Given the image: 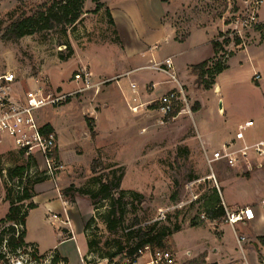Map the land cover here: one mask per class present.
Returning a JSON list of instances; mask_svg holds the SVG:
<instances>
[{
    "label": "rangeland",
    "instance_id": "obj_1",
    "mask_svg": "<svg viewBox=\"0 0 264 264\" xmlns=\"http://www.w3.org/2000/svg\"><path fill=\"white\" fill-rule=\"evenodd\" d=\"M44 1L0 0V22L6 26ZM99 1L104 8L93 14L95 4L86 0L85 15L73 27L61 26L16 42L0 40V84H9L16 94L23 96L41 86L56 94L74 92L83 88L73 80L81 72L89 76L92 86L35 112L38 123L50 125L57 137L60 169L52 175L40 156L31 162L9 146H0V235L6 233L4 240L12 223L1 222L11 202L17 204L11 171L31 164L34 177L41 180L31 189L38 204L27 211L25 221L24 242L31 247L12 255L3 243L0 264H78L81 255L82 264H109L118 248H132L135 239L120 228L109 232L101 219L109 201L92 206L87 197L98 190L99 183L121 174L118 192H123L126 205L124 227L137 218L146 231L165 234L166 248L177 264H204L205 256L219 255L213 251L217 225L226 224L225 218L209 220L203 203L215 190L221 198V179H252L247 189L264 199V159L250 155L235 168L225 161L209 166L200 142L210 154L221 145V135L233 140L244 121L254 124L244 132L246 141L264 138V0ZM252 12V26L240 31L237 19ZM157 26L165 31L164 37L153 33ZM221 35L232 41L218 55L229 63L216 80L218 89L204 90L192 70L195 65L190 66L183 79L177 76L190 112L185 109L161 124L155 101L168 87L153 94L152 85L171 83L147 67L174 50H181L180 58L188 63L202 61L211 56L213 41L223 42ZM127 70L131 72L124 75ZM129 92L132 97L125 96ZM259 163L262 168L257 167ZM70 187L74 190L63 197V190ZM223 191L230 198L238 190L231 184ZM133 194L145 200L140 203ZM223 228L229 235L222 253L241 256L231 228ZM16 230L21 232L19 226ZM88 242L94 247L89 249ZM261 255H257L259 263Z\"/></svg>",
    "mask_w": 264,
    "mask_h": 264
},
{
    "label": "built area",
    "instance_id": "obj_2",
    "mask_svg": "<svg viewBox=\"0 0 264 264\" xmlns=\"http://www.w3.org/2000/svg\"><path fill=\"white\" fill-rule=\"evenodd\" d=\"M254 18L252 12L245 19H237L240 31L250 28ZM235 34L238 35L239 32ZM236 37L240 39L241 36ZM147 69L165 75L167 81L172 84V88L155 101L161 114V124L164 120L173 119L175 115L183 113L185 109L190 112L187 95L177 78L173 60L166 58L159 63H153ZM73 80L75 83L81 82L83 88L71 93L60 94L46 92L45 86H41L39 89L28 90L25 95L20 96L16 94V91H12L9 84H0V146H9L11 150L22 153L23 157L31 162L36 160V156H40L47 172L51 175L59 170L56 134L54 131L46 130L47 124L40 125L38 123L35 112L46 106H57L75 94L92 88L90 78L85 73L75 74ZM130 87L132 90L136 88L133 84ZM136 111L137 107L133 109V112ZM253 126V122H245L238 127L233 140L222 145L220 149L210 154L204 150L208 165L225 161L229 167L235 168L250 155L264 159V140L251 145L245 142L244 132ZM257 167L262 168V164L259 163ZM32 168L34 167L31 166L29 173L33 176ZM225 211V223L230 226L255 219L254 211L249 207L236 212ZM53 219L57 221L58 216L54 215ZM241 241L239 239L238 243ZM260 261L261 264H264V254L261 255ZM109 264H177V260L166 247L152 248L147 245L138 248L132 254L125 250Z\"/></svg>",
    "mask_w": 264,
    "mask_h": 264
},
{
    "label": "trees",
    "instance_id": "obj_3",
    "mask_svg": "<svg viewBox=\"0 0 264 264\" xmlns=\"http://www.w3.org/2000/svg\"><path fill=\"white\" fill-rule=\"evenodd\" d=\"M91 1L95 4V9L92 13L98 14L104 8V4H102L99 0ZM85 2L86 0H45L41 4L37 6L35 5L34 10L30 11L28 15L24 14L22 17L11 21L6 26L0 22V40L16 42L26 36H32L43 31H51L61 26L63 28L73 27L78 24L81 18L85 15L83 12ZM106 15L108 16L110 23L113 24L114 22L109 9H106ZM221 36L225 37L223 35ZM231 41L232 40L227 37L224 38L222 43L218 40L213 41L211 46L214 57L192 66V70L204 90L209 91L213 88L216 84V78L228 69L227 64L222 62V59L218 58V55L220 51H222L223 45H229ZM236 44H241L238 37H236ZM91 123L92 122L90 121L89 127L90 131L93 132ZM46 130L53 131L52 127L48 124L46 125ZM18 154L23 156L20 152H18ZM95 165H97V161L93 162V173H95L96 170ZM30 168L31 164H28L27 166H19L14 168L9 175V178L14 180L12 191L15 195L14 201L17 204L14 205V203L11 202L8 213L5 219L1 222L4 224H12L7 229V233H9L8 240H4L6 233L3 232L0 235V246L5 243L6 247H8L9 253L12 255H20L18 250L29 246L24 242L25 221L28 215L27 211L36 208V205L32 203L33 196L31 195V189L41 181L29 173ZM122 177L123 174L115 180L108 178L104 183H99L100 186L96 192L87 194L92 206H96L104 201H109L107 213L101 215V219L104 221L109 232H113L120 228L127 232L126 234L129 239H135L137 242L132 248H118L113 255H110L111 260L124 253L125 250L132 254L138 248H142L147 245L152 248L166 247L164 241L165 234L159 233L153 235L152 232L146 231L141 227L140 221L137 218L133 220L131 226L124 227L126 205L124 204L123 192H118ZM72 190H74L72 187L63 190V197L65 196L66 198ZM133 196H135L140 203L145 200L143 195L133 194ZM7 197V199H10L9 196ZM26 202H28V204L24 205ZM203 203H205L206 214L209 220L216 221L225 218V208L222 205L221 198L219 197L217 190L213 192L212 197L205 198ZM17 226L21 228V232L16 230ZM87 226L88 225H86V227ZM87 247L91 249L94 247V243L88 242ZM3 257L4 256L0 254V260ZM54 259V261H58L57 258Z\"/></svg>",
    "mask_w": 264,
    "mask_h": 264
},
{
    "label": "crops",
    "instance_id": "obj_4",
    "mask_svg": "<svg viewBox=\"0 0 264 264\" xmlns=\"http://www.w3.org/2000/svg\"><path fill=\"white\" fill-rule=\"evenodd\" d=\"M153 30H154L153 33L159 34V36H161V37L165 36V31H163L160 26L159 27L158 26L153 27ZM191 38H193V36L188 38L182 44L183 45L186 44ZM174 43H177V42H174ZM182 44H180V45H182ZM211 51H212V54L210 57H208L202 61H199L197 63H192V64L188 63L189 61L187 62L186 58H180L183 55L182 54L183 52L181 50H174V52H172L169 55H166L163 59H161L159 61H162L166 58H171L173 60L175 72H176L177 76H179L183 79L190 66L199 64L203 61H206V60L212 58V56H213L212 46H211ZM184 52H187V51H184ZM227 66L229 69V63H227ZM142 67L143 66H140L138 68H142ZM131 70L124 71V75L130 73ZM121 76H122V74L120 75V77ZM217 78H216V80H217ZM150 81L155 82L151 78H150ZM170 85L171 86H168V85L163 86V85H159L158 83H154V85H152L154 87L153 94H155V89L165 88V87H168V88L164 91L161 90L160 93H162V92H164L163 94L167 93V91H169L172 88V84H170ZM214 88L216 90L218 89L217 82H216ZM131 95L132 94H130V92H129L125 96L132 97ZM220 112H221V109H220ZM244 122H248V121H244ZM220 138L222 139L221 145L219 147H217V146L214 147V149L215 148L220 149L222 145L230 142V140H231V139L225 138V135H221ZM261 140H264V138H257V139H253L251 141L245 140V142H246V144L251 145V144H254V143L261 141ZM200 142H201V146H202L201 147L202 151L204 152V150H206L205 149L206 145L204 144V141L203 142L200 141ZM257 174H259V173H257ZM256 177H258V175H256ZM250 181H252V179H249V180H233L232 182H230V181L226 182V180L221 179V184H222L221 201H222V205L225 208V210H227L229 212H236L239 209L249 207V208L253 209L254 214H255V219L253 221H249V222H241V223H238L234 226H230L228 224L217 225L218 226L217 231H218L219 235L217 237V242L214 243L216 245V247L213 248V251L215 253H219V255H216L213 258H212V256H205L204 257V264H228V263L260 264L261 263V262L259 263V258L257 255L258 254H260V255L264 254V199L258 198L256 195L253 196L251 194V192L249 191V189H247L248 187H246V186L249 185ZM231 184L236 185L238 191H237V193L234 192L233 195L229 198V197H226L224 195L223 190L226 189ZM38 197H40V196H38ZM36 199H37V196H33L32 197V203L38 204V203H36ZM62 204L65 205L64 211H65V213H67L68 212L67 204L65 202H62ZM217 221H219V220H216L214 222H217ZM223 227H230L231 228L235 242L238 245V247H240V249H241V252H242L241 256H234L232 258L230 255H224L225 251H223V249L227 243V236L229 234H225ZM239 239L242 240L240 243H238ZM222 252H224V253H222ZM82 257H83V255L80 256V258L78 260V264H82L81 263ZM192 260H194V259H192ZM192 260H190V261H192Z\"/></svg>",
    "mask_w": 264,
    "mask_h": 264
}]
</instances>
